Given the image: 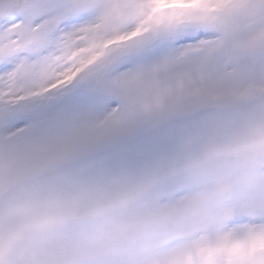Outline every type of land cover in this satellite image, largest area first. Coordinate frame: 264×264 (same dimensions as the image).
<instances>
[{
  "label": "snow or ice",
  "instance_id": "obj_1",
  "mask_svg": "<svg viewBox=\"0 0 264 264\" xmlns=\"http://www.w3.org/2000/svg\"><path fill=\"white\" fill-rule=\"evenodd\" d=\"M0 264H264V0H0Z\"/></svg>",
  "mask_w": 264,
  "mask_h": 264
}]
</instances>
